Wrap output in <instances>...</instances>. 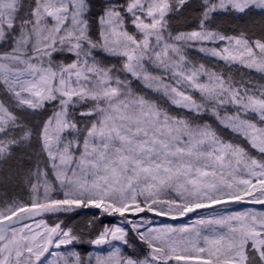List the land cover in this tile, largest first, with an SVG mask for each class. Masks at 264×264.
Masks as SVG:
<instances>
[{
	"label": "snow or ice",
	"instance_id": "6c2138e0",
	"mask_svg": "<svg viewBox=\"0 0 264 264\" xmlns=\"http://www.w3.org/2000/svg\"><path fill=\"white\" fill-rule=\"evenodd\" d=\"M0 264H264V0H0Z\"/></svg>",
	"mask_w": 264,
	"mask_h": 264
},
{
	"label": "rangeland",
	"instance_id": "374dc122",
	"mask_svg": "<svg viewBox=\"0 0 264 264\" xmlns=\"http://www.w3.org/2000/svg\"><path fill=\"white\" fill-rule=\"evenodd\" d=\"M232 207H234V206H232Z\"/></svg>",
	"mask_w": 264,
	"mask_h": 264
}]
</instances>
